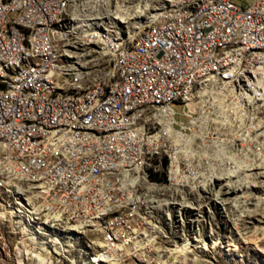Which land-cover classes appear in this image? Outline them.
<instances>
[{"label":"built area","instance_id":"obj_1","mask_svg":"<svg viewBox=\"0 0 264 264\" xmlns=\"http://www.w3.org/2000/svg\"><path fill=\"white\" fill-rule=\"evenodd\" d=\"M109 2L0 0V219L146 260L217 183L264 174V0H162L124 35L83 16Z\"/></svg>","mask_w":264,"mask_h":264},{"label":"rangeland","instance_id":"obj_2","mask_svg":"<svg viewBox=\"0 0 264 264\" xmlns=\"http://www.w3.org/2000/svg\"><path fill=\"white\" fill-rule=\"evenodd\" d=\"M161 1L116 0L118 19L107 13L101 19H92L99 16L95 13L85 12L83 16L119 34H133L152 17ZM83 70L86 81L98 72L91 63L85 64ZM174 110L175 120L184 122L182 105L175 103ZM230 183L241 190H226L217 183L208 197L200 198L193 237L166 239L146 260L131 255L104 257L98 248L99 235L90 230L80 235L72 231L68 235L61 233V237L55 235L53 248L49 249L43 245V250L35 248L27 240L20 244L19 229L6 212L5 221L0 219V264H92L99 258L105 259L99 264H264V174L247 173Z\"/></svg>","mask_w":264,"mask_h":264},{"label":"bare ground","instance_id":"obj_3","mask_svg":"<svg viewBox=\"0 0 264 264\" xmlns=\"http://www.w3.org/2000/svg\"><path fill=\"white\" fill-rule=\"evenodd\" d=\"M109 4H110V6L106 9V12L105 13H107V15L109 14V17L111 15L112 18L118 19V16L120 15V13H119V6L116 5L117 4L116 0H110ZM166 129L168 131H170L169 127H166ZM228 188L229 189H232L231 191H240L241 190V187L240 186L239 187L238 186L234 187V186H231L230 185V186H228ZM70 231H72V230H67V233H70ZM72 232H74V231H72ZM184 246L185 245H183V247ZM103 261H105V260H103Z\"/></svg>","mask_w":264,"mask_h":264}]
</instances>
